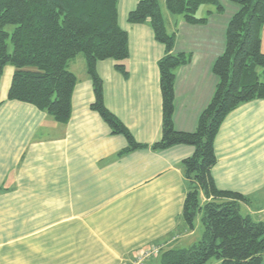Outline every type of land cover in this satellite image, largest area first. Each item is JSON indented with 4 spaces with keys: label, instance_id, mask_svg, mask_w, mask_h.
<instances>
[{
    "label": "crops",
    "instance_id": "crops-1",
    "mask_svg": "<svg viewBox=\"0 0 264 264\" xmlns=\"http://www.w3.org/2000/svg\"><path fill=\"white\" fill-rule=\"evenodd\" d=\"M138 1L117 3V22L128 37L127 77L115 71L112 60L98 62L95 70L106 109L137 143L151 145L161 136L157 62L164 46L155 41L147 24L127 23ZM158 2L166 29L174 35L173 52L191 54L190 63L175 72L173 126L192 132L216 86L212 66L224 51L225 29L237 8L229 6L230 12H225L222 7L217 13L204 7L200 18L207 17V22L191 26L170 15L165 0ZM68 70L76 84L65 124L31 105L7 101L13 68L3 70L0 264H62V255L69 264H128L151 247L160 249L159 257L166 249L197 243L202 230L189 238L192 231L180 220V164L193 148L117 156L126 141L112 135L90 110L94 95L84 58L77 56ZM214 151L217 163L211 175L217 188L248 197L249 205H240L247 212L254 201L264 202V100L243 104L225 118ZM181 240L183 247H176Z\"/></svg>",
    "mask_w": 264,
    "mask_h": 264
},
{
    "label": "trees",
    "instance_id": "trees-1",
    "mask_svg": "<svg viewBox=\"0 0 264 264\" xmlns=\"http://www.w3.org/2000/svg\"><path fill=\"white\" fill-rule=\"evenodd\" d=\"M229 1L237 11L225 29L224 51L212 66L217 83L192 132H180L173 126L175 72L190 63L191 54L173 52L174 35L166 29L158 0H139L127 15V23L147 24L155 41L164 46L157 62L161 136L146 145L137 143L106 109L102 81L95 70L98 62L112 60L115 71L123 78L128 75V37L117 22L118 0H0V80L6 66L13 68L7 101L31 105L55 121L67 123L76 84L68 64L82 56L94 95L90 110L107 124L112 135L126 141L117 156L145 149L193 148L192 155L180 164L184 177L180 220L193 231L199 216L202 236L186 248L164 250L158 264H208L212 259L219 264L263 262L264 223L240 213V205H249L250 199L218 189L211 175L217 163L214 141L225 118L243 104L264 100V53L260 50L264 0ZM164 6L170 15L191 26L207 22V17H197L201 6L223 11L218 0H165ZM8 26L13 27L11 33Z\"/></svg>",
    "mask_w": 264,
    "mask_h": 264
},
{
    "label": "rangeland",
    "instance_id": "rangeland-1",
    "mask_svg": "<svg viewBox=\"0 0 264 264\" xmlns=\"http://www.w3.org/2000/svg\"><path fill=\"white\" fill-rule=\"evenodd\" d=\"M219 2H221L220 3V5L222 6V7H224V10H225V12H230L229 10V6H232V7H234V6H236V5H234L233 3H231L229 0H220ZM204 7H206V8H213L212 6H201L200 8H199V10H198V12H197V17H200L201 16V10L204 8ZM237 7V6H236ZM214 9V8H213ZM7 31H8V33H11L12 31H13V27H10V26H8L7 28ZM7 44H8V46H9V52L10 51H12V47H11V44H10V42L8 41L7 42ZM260 50H261V52L262 53H264V27H263V29H262V31H261V45H260ZM262 71V69H260L259 70V72H261ZM261 81H263V78L261 77ZM262 199V198H261ZM245 209L247 210V207L246 208H244V209H240V213L243 215V216H245V215H249L250 216V218L253 220V221H255V222H263L264 223V202H258V200L257 201H254V203H253V205H251V209L250 210H248V212H250V213H252V214H249L247 211H245ZM201 230H203V228H202V226H201V224H200V221H199V216H197L196 217V219H195V222H194V229H193V231L191 232V236L189 237V238H191L192 236H194V235H197L198 233H200V235H201ZM188 238V239H189ZM200 238V237H199ZM198 238V239H199ZM197 239V240H198ZM187 240V239H186ZM184 242H185V240H181V241H179L178 243H177V246L176 247H183L182 245L184 244ZM152 248V247H151ZM150 249V248H149ZM149 249H147V250H149ZM159 249V248H158ZM145 251V250H144ZM144 251H142V252H144ZM141 252V253H142ZM159 252H160V249H159ZM158 255H159V253H158ZM158 255L157 256H151V257H149V258H147V259H144L143 261H142V263L141 264H158V262H159V257H158ZM137 256H138V254H137ZM137 256L135 257V259L134 260H132L131 261V263H128V264H133L134 263V261H136V259H137ZM152 258V259H151ZM147 260V261H146ZM150 260V261H149ZM146 261V262H145ZM213 262H215V260H211V262L210 263H208V264H212ZM62 264H69V260H68V257L67 256H63L62 255Z\"/></svg>",
    "mask_w": 264,
    "mask_h": 264
},
{
    "label": "built area",
    "instance_id": "built-area-1",
    "mask_svg": "<svg viewBox=\"0 0 264 264\" xmlns=\"http://www.w3.org/2000/svg\"><path fill=\"white\" fill-rule=\"evenodd\" d=\"M159 253V249L157 247H152L149 250H145L144 252L138 254L136 261L133 264H141L144 259H147L151 256H157Z\"/></svg>",
    "mask_w": 264,
    "mask_h": 264
}]
</instances>
